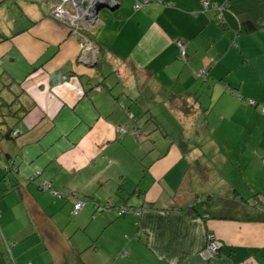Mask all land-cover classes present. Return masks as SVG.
Here are the masks:
<instances>
[{"label": "crops", "instance_id": "0c3cea01", "mask_svg": "<svg viewBox=\"0 0 264 264\" xmlns=\"http://www.w3.org/2000/svg\"><path fill=\"white\" fill-rule=\"evenodd\" d=\"M55 1L0 0L6 263L264 264V223L221 220L213 203L264 212V0H120L88 67Z\"/></svg>", "mask_w": 264, "mask_h": 264}, {"label": "built area", "instance_id": "2783aa9c", "mask_svg": "<svg viewBox=\"0 0 264 264\" xmlns=\"http://www.w3.org/2000/svg\"><path fill=\"white\" fill-rule=\"evenodd\" d=\"M57 4L58 5L53 8V15L55 18L65 22L66 25H69L72 28L70 32L73 36L79 35L81 39L86 42L85 46H82V52L79 58L80 61L94 62L99 49L98 46L90 40L88 30H94L99 24H101V14L103 9L119 6L120 0H61ZM203 5L208 8L209 2H203ZM221 19L223 20L222 17ZM177 44L181 48L182 58L187 60L185 54L187 45L182 41H178ZM120 131L123 132L121 128ZM136 136H139V134L136 133ZM45 189L49 190L50 185L47 184ZM83 206L84 205L76 206L75 214H77ZM118 213L120 216L133 214L130 210L125 208H120ZM221 250L222 246L217 235L209 233L207 236V247L202 256L207 260L216 259Z\"/></svg>", "mask_w": 264, "mask_h": 264}, {"label": "trees", "instance_id": "16d2710c", "mask_svg": "<svg viewBox=\"0 0 264 264\" xmlns=\"http://www.w3.org/2000/svg\"><path fill=\"white\" fill-rule=\"evenodd\" d=\"M61 1V0H56L54 3L55 4H52L51 5V8H50V16L52 17V19L56 20L57 22H60L62 24H64L68 29H69V32L70 30H72V28L69 26V25H66L65 22L63 21H60L58 19L55 18V16L53 15V8L54 6L58 5L57 3ZM254 4H260L259 0H254ZM108 8V7H107ZM106 9V8H105ZM103 9V11L105 10ZM101 23H102V19H101ZM101 26H103L102 24H99L94 30H91L89 31L88 30V33H89V36H90V40H92L94 43L95 41L93 40V35L96 33L97 30H99L101 28ZM259 28V25H254L252 23H249L247 21H244L243 22V32L244 33H253L255 31H257V29ZM70 37L73 38V39H76L78 40L79 42H81L82 46H85L86 42L84 40L81 39V37L79 35L77 36H73L70 32ZM96 44V43H95ZM97 45V44H96ZM82 52V50H81ZM100 51H98V54L96 56V60L94 62H91V61H86L85 64H83L84 66L88 67V66H96L98 64V60L100 58ZM81 55V54H80ZM80 58V57H79ZM19 135V132L16 130V131H12L10 133V138L12 139H16ZM39 175V174H37ZM50 190V189H49ZM257 202L262 205L264 207V198L261 197V196H257ZM224 204L226 205H230L232 206V204L230 203H225ZM238 212H235V214H237ZM239 213L241 214L240 216V219L238 220L237 217H234V216H231L230 214H228L227 212L225 213H220L218 214L217 217H219V219L221 220H225V221H243L245 223H264V212L263 213H254V214H242L240 211ZM92 247H95V246H92ZM91 247V248H92ZM4 254H2L1 250H0V264H8L6 263V261L4 260V257H3ZM73 258V259H72ZM71 260H67L65 262V264H84L82 258H81V254L80 253H77L75 257H72Z\"/></svg>", "mask_w": 264, "mask_h": 264}, {"label": "rangeland", "instance_id": "374dc122", "mask_svg": "<svg viewBox=\"0 0 264 264\" xmlns=\"http://www.w3.org/2000/svg\"><path fill=\"white\" fill-rule=\"evenodd\" d=\"M80 63L81 64H85L86 62L84 60H81ZM232 137H233L232 138V143H237L239 140H242V137L240 136V134H238V135H232ZM202 197L204 199H206V197L204 195H202ZM224 202L225 203H230V204H232V206L226 205V204H224ZM213 203H218L220 205V207H221L222 210L219 213H225V212H227L228 214H230L231 216H234V217H240L241 216L240 213L235 214V212L232 211V208H235L236 206H239V205L236 202L229 201L228 198H227L226 201H222V204H223L224 207L221 206V204L219 203L218 200H215V202H213Z\"/></svg>", "mask_w": 264, "mask_h": 264}, {"label": "water", "instance_id": "95a60500", "mask_svg": "<svg viewBox=\"0 0 264 264\" xmlns=\"http://www.w3.org/2000/svg\"><path fill=\"white\" fill-rule=\"evenodd\" d=\"M119 8V6H113V7H108L105 9L109 10L111 12H115L117 9ZM102 17V16H101ZM223 17L226 21V23L233 29V30H239V25L237 20L235 19V17L229 12V11H225L223 13Z\"/></svg>", "mask_w": 264, "mask_h": 264}]
</instances>
